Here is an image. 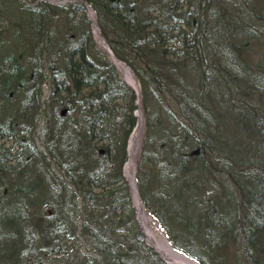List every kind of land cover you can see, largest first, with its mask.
<instances>
[{
  "label": "trees",
  "instance_id": "trees-1",
  "mask_svg": "<svg viewBox=\"0 0 264 264\" xmlns=\"http://www.w3.org/2000/svg\"><path fill=\"white\" fill-rule=\"evenodd\" d=\"M30 1L0 0V36L21 45L0 64L2 264H168L123 175L136 92L83 4ZM83 1L141 85L149 214L201 264H264V1Z\"/></svg>",
  "mask_w": 264,
  "mask_h": 264
},
{
  "label": "water",
  "instance_id": "water-1",
  "mask_svg": "<svg viewBox=\"0 0 264 264\" xmlns=\"http://www.w3.org/2000/svg\"><path fill=\"white\" fill-rule=\"evenodd\" d=\"M40 0H38L39 2ZM49 3L51 4H54V5H62V4H66V3H76V2H80L84 5L86 11H87V15H88V18L89 20L91 21L92 23V29H93V33L94 35L96 36V38L98 39L99 41V44L100 46L109 54V56L111 57L114 65L116 66V68L118 69V64H123L127 69L128 71L133 75L134 79L136 80V87H133L131 86L137 93L138 97L140 98V86H139V83H138V79L137 77L135 76V74L133 73V71L125 64L123 63L122 61L118 60L116 58V56L114 55V53L112 52V50L110 49L109 45L107 44L106 40L102 37L101 35V29L99 27V25L97 24V21H96V14L94 12V10L92 9V7L90 5H88L87 3H85L84 1H75V0H47ZM97 30V31H96ZM96 31V32H95ZM119 71V69H118ZM139 107H140V101H139ZM140 109V108H139ZM139 115H138V118H139V122H138V126L136 128V131L138 130V128H140L141 130V133H142V128H143V117H144V114L142 112V110L140 109L139 111ZM140 138H141V135H140ZM139 143H140V139H139ZM129 153L131 155V147L129 148ZM136 156L137 155H134L132 157L131 155V159L134 161L136 160ZM130 159V161H131ZM130 185H131V189H132V195H133V199L135 201V205H136V208L138 210V219L139 221H141V214L145 213L147 216H148V219L150 220V216L148 214V212L146 211V208H145V205L142 201V198L140 196V193H139V189H138V186H137V182L135 180V166H134V171H133V174H132V181L128 180ZM136 199H138V203L136 201ZM142 229L144 230L143 226H142ZM144 233L146 235V239H147V244L149 246H151L154 251L164 260L166 261L168 264H178V263H175L173 261H171L170 259H168L167 257H165V255L154 245L150 242V239L146 233V231L144 230ZM161 236L162 238L164 239V242L173 250L175 251L176 253L188 258L189 260L197 263V264H200L198 261L190 258L189 256H187L185 253L175 249L169 242V240L167 239V237L165 236L164 233H161ZM161 247L165 248L164 244L162 243Z\"/></svg>",
  "mask_w": 264,
  "mask_h": 264
},
{
  "label": "rangeland",
  "instance_id": "rangeland-1",
  "mask_svg": "<svg viewBox=\"0 0 264 264\" xmlns=\"http://www.w3.org/2000/svg\"><path fill=\"white\" fill-rule=\"evenodd\" d=\"M83 1V0H82ZM258 1H260V2H263L264 0H258ZM30 6H35L36 4H34V3H32L31 1L30 2H27ZM85 3H87V2H85ZM72 4H74V3H72ZM82 4V3H81ZM88 4V3H87ZM89 5V4H88ZM5 10V9H4ZM14 10L11 8L10 10H7V13H11V12H13ZM17 13H14L13 15H16ZM96 18H97V21H98V17H97V13H96ZM3 25H4V23H3ZM101 27V26H100ZM92 33H93V31H92ZM94 39H95V41H96V43H97V45H99V42H98V40H97V38L95 37V35H94ZM21 50V45H20V43H19V41H18V39H17V34H16V32H10L9 34H7V35H1L0 36V64H1V60H2V58L5 56V55H7V54H10V53H15V52H17V51H20ZM139 85H140V83H139ZM140 88H141V85H140ZM50 96V90H49V88L48 87H45V89L43 90V99H42V101L44 102L48 97ZM143 98L141 97V101H140V106H142V111L144 112V107H143ZM137 116V115H136ZM143 119H144V124H145V116L143 117ZM43 123V121L42 122H40V125ZM144 130V129H143ZM39 132H40V130L38 129L37 130V135L33 138V141L35 142V145H36V147L41 151V153H44L45 154V147L43 146V144L38 140V135H39ZM28 138V137H27ZM2 143H5V145L3 146V148L5 149V150H7V149H9L11 146H12V142L11 141H8V142H4V141H1L0 142V144H2ZM18 151V150H17ZM16 150L15 151H13L12 153H11V155H15L16 153ZM45 156V155H44ZM5 160V159H4ZM47 161H48V159H46V161L44 160V163H42V170H44V167H46V163H47ZM6 165H7V163L6 162H4V163H2V167L4 168V170H6L5 168H6ZM9 165V164H8ZM138 165H139V157H138V162H137V167L136 168H138ZM54 171H55V173L58 175V176H62V173L61 172H59V170H57V168L54 166ZM124 179H126V174H125V171H124ZM6 186H7V183L6 184H4L3 185V187H1V189H0V194H2V195H4V194H6L5 192H6V190H7V188H6ZM130 191H131V189H130ZM11 205L12 206H14V209H16L17 210V208H18V200H13L10 204H8L6 207H4V209H3V207L1 208L2 210H4V211H7V209H9V208H11ZM152 219V218H151ZM155 231H156V234L158 235V238L159 239H161V235H160V232L159 231H157L156 229H155ZM0 232H1V234H4V235H6V234H10V233H12V231L7 227V226H3L2 228H1V230H0ZM7 239V238H6ZM1 241V240H0ZM0 253H1V251H0ZM1 255V254H0ZM27 261H30V259L29 260H27ZM31 262V261H30ZM0 264H2V257L0 256Z\"/></svg>",
  "mask_w": 264,
  "mask_h": 264
},
{
  "label": "bare ground",
  "instance_id": "bare-ground-1",
  "mask_svg": "<svg viewBox=\"0 0 264 264\" xmlns=\"http://www.w3.org/2000/svg\"><path fill=\"white\" fill-rule=\"evenodd\" d=\"M97 31V30H96ZM95 31V32H96ZM118 69L121 72V75L123 78L126 80V82L133 86L136 87V80L134 79L133 75L128 71V69L123 65V64H118ZM141 135V130L138 128V130L133 134L131 142H130V147H131V155L132 157L137 154L138 146H139V139ZM134 165H135V160L133 161L131 159L130 162H128V166L126 168V177L132 181V174L134 171ZM138 203V199H136ZM141 218V224L146 231L150 242L154 244L168 259L171 261L178 263V264H197L188 258L176 253L173 251L165 242L164 239L158 238V235L156 234V231L153 227L152 222L148 219V216L143 213L140 216ZM162 243L164 244L165 248L161 247Z\"/></svg>",
  "mask_w": 264,
  "mask_h": 264
}]
</instances>
